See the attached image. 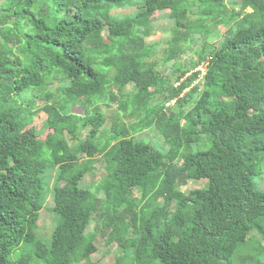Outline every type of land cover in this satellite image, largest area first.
<instances>
[{"label": "trees", "instance_id": "obj_1", "mask_svg": "<svg viewBox=\"0 0 264 264\" xmlns=\"http://www.w3.org/2000/svg\"><path fill=\"white\" fill-rule=\"evenodd\" d=\"M1 1L0 264H96L97 235L121 249L111 264H264L260 247L252 249V232L264 235V190L253 183L264 179V2L229 10L224 0H195L192 11V0H142L137 12L118 16L113 9L135 0ZM190 10L240 22L188 67L175 62L172 82L157 72L145 37L154 14L167 11L175 24L164 61L179 58L198 29ZM206 60L198 79L194 69ZM54 82L56 94L48 90ZM129 84L133 97L122 94L115 110L144 115L131 126L115 124L101 145L107 118L99 104L109 102L110 86ZM40 111L47 118L37 130ZM153 125L166 152L132 136ZM201 135L209 147L194 148ZM100 154L106 177L96 189L82 187ZM53 171L58 218L46 244L36 230ZM191 179L207 185L179 189Z\"/></svg>", "mask_w": 264, "mask_h": 264}, {"label": "rangeland", "instance_id": "obj_2", "mask_svg": "<svg viewBox=\"0 0 264 264\" xmlns=\"http://www.w3.org/2000/svg\"><path fill=\"white\" fill-rule=\"evenodd\" d=\"M1 1V0H0ZM193 1V8L192 11L197 10L199 7L197 1ZM191 1V3H192ZM228 9L232 10L233 8L239 9L241 6V2L243 0H224ZM260 2H264V0H259ZM2 2V1H1ZM142 0H135L132 3H126L124 6L120 8H115L112 10L113 14H117L118 16H123L127 14H132L137 12L136 10L138 7V4H141ZM253 9L251 7H248L246 9L247 12H251ZM228 16V14H227ZM189 18L194 22L196 27L198 28L196 33L193 35L192 38H190L189 42L186 44H181L184 50H181L180 57L172 60L169 63L165 64V57L167 56V52L170 49V40L172 39L173 31L172 26L175 24V21L173 18L169 16V13L167 11H161L156 12L154 14V17L152 18V29L150 34L145 37V40L149 44H154V50L155 54L151 58V61L155 64L157 72L165 77H170L171 81L174 82V74L170 69H172L175 62H179L183 64L184 66H189L191 59H197V53L200 51V49L205 44H211L213 46H219L221 42L223 41L224 37L226 36V32L228 29V26L235 28L237 27V23L240 21V17L234 18L226 23H220L218 21H213L211 18L208 17H201L199 14H192L191 10L189 11ZM201 25H204V27H201ZM106 34V31H104ZM189 73V72H188ZM110 77L113 76V71H110L109 73ZM187 75V74H186ZM58 82H54L51 84V86L48 88L49 91L56 94L58 92L57 89ZM191 85L189 88H187L183 94L187 93V91L192 87ZM134 85L129 84L125 86L121 91L118 89L116 85H112L109 88V91L111 92V96H109V102L106 104L105 101L101 102L99 104L100 109L102 110L103 114L106 116L107 120L105 124L101 127V132L99 134V142L101 145H104L108 138L112 134V128L115 124L122 126L127 125L131 126L139 122V118L144 115V113H140L139 116H123L122 112H117L115 110L118 100L122 98V94H125V98L131 99L134 94ZM168 91L164 93H157L156 96L151 101V106L154 107L158 103H160L165 95H167ZM196 96H194L195 98ZM172 101H168L165 104V107H172ZM192 106V103H188L184 109L188 110ZM131 110V109H129ZM128 110V111H129ZM126 114V113H125ZM127 115V114H126ZM47 118V114L44 111H40L34 119L33 125L36 126L37 130H42L43 123ZM116 122V123H115ZM185 121H182V124ZM91 125H87V128H90ZM84 134L82 135V138L84 137ZM136 139H142L147 142H150L155 146L156 149L166 152L168 150L167 144L164 142L158 128L153 125L149 128L140 130L137 133H134L132 135ZM209 147L208 144V138L205 135L200 136V140L198 141L197 145L194 146V148H205ZM206 147V148H207ZM182 159H178L176 163L178 165L181 164ZM264 169V168H263ZM107 169H106V159L103 156V154H100L97 156V160L95 162L94 169L92 173H87L84 175V177L80 180V185L84 188H90V189H96L97 184L100 180L104 179L106 177ZM56 182L55 172L49 173V180H48V193L49 195L46 197L43 208L40 212V218H39V226L36 230L38 238H40L44 243L49 244L51 242V236L53 233V230L55 228V225L57 224V215L53 212V201H52V189ZM63 181H60L59 184H62ZM254 185L256 188H260L261 190H264V179L254 180ZM207 185V179H191L186 181L185 183L181 184L179 186V189L182 191H189L196 188L206 187ZM149 198L144 199V204L148 203ZM162 202V199L158 200ZM95 226L91 225L88 230L92 231V233L95 231ZM254 239L256 240L252 246V249L258 250L257 247H260L261 252L264 253V235L262 233L257 232L256 230L252 232ZM95 244L97 246V250L91 254V261L96 264H111L115 261L116 257H118L121 254V249L116 243H112L107 245L106 239L104 236L97 235L95 238ZM25 247H21L16 249L11 253L9 258L11 260H16L17 256L21 255L23 253V250ZM237 254V252H236ZM235 254V255H236ZM243 254L242 252L239 254L241 256ZM236 259V256H234V261Z\"/></svg>", "mask_w": 264, "mask_h": 264}, {"label": "built area", "instance_id": "obj_3", "mask_svg": "<svg viewBox=\"0 0 264 264\" xmlns=\"http://www.w3.org/2000/svg\"><path fill=\"white\" fill-rule=\"evenodd\" d=\"M207 60L195 67L194 71L198 73V79H201L206 72ZM189 74V73H188ZM179 84V82H177Z\"/></svg>", "mask_w": 264, "mask_h": 264}]
</instances>
